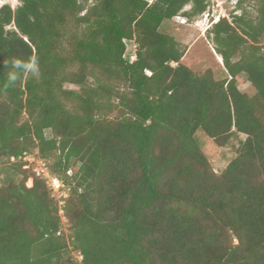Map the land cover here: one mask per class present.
<instances>
[{
  "label": "trees",
  "instance_id": "1",
  "mask_svg": "<svg viewBox=\"0 0 264 264\" xmlns=\"http://www.w3.org/2000/svg\"><path fill=\"white\" fill-rule=\"evenodd\" d=\"M251 1L255 18L209 32L219 80L182 64L183 46L160 32L207 0L0 7V264H75L73 252L77 264H264V0ZM32 57L38 75L23 66ZM199 131L220 146L246 135L222 173ZM33 151L68 186L63 207L25 168Z\"/></svg>",
  "mask_w": 264,
  "mask_h": 264
},
{
  "label": "rangeland",
  "instance_id": "2",
  "mask_svg": "<svg viewBox=\"0 0 264 264\" xmlns=\"http://www.w3.org/2000/svg\"><path fill=\"white\" fill-rule=\"evenodd\" d=\"M148 1L152 2L153 0ZM238 1L239 0H207V10L202 15L187 18L180 14L174 19L162 24L160 32L174 37L177 42L183 46V49H185V55L181 61L182 64L199 75L212 71L217 80L227 78L228 74L224 67L223 58L216 53L215 44L209 32L213 24L218 22L221 18H226L229 22H232L233 16L235 15L240 16L246 14L248 18L256 17L257 11L255 2L244 0L242 8H240L238 7ZM6 4L15 9L22 4V0H0V7ZM190 9L191 6H187L182 13ZM126 47V57H130L131 59V56L135 54L137 49L135 40L126 41ZM147 74L151 75L150 72H147ZM238 85L241 90H245L249 87L250 83H248L245 75H240L238 77ZM66 86L72 89H78L75 85L67 84ZM196 137L201 145L203 153L211 163L213 170L218 174L222 173L228 164L237 156L241 142L246 139V135L238 134L232 136L220 146L217 141L210 138L203 131H199ZM24 161L27 163L25 168H27L30 173L34 172L36 174V170L43 167L47 168L51 173V163L41 160L37 151H33L31 154L27 155ZM32 184L33 180L30 179L27 182V186H32ZM48 186L52 192V197L60 207H63L65 199L69 196L68 186L63 184L59 189H56L55 186L51 184H48ZM63 221V231L67 234L68 224L64 217ZM72 259L75 261L74 263L77 264L82 258L79 253L73 252Z\"/></svg>",
  "mask_w": 264,
  "mask_h": 264
},
{
  "label": "built area",
  "instance_id": "3",
  "mask_svg": "<svg viewBox=\"0 0 264 264\" xmlns=\"http://www.w3.org/2000/svg\"><path fill=\"white\" fill-rule=\"evenodd\" d=\"M135 60H136V55L134 54L131 56V62ZM36 172L38 176L45 179L49 185L50 184L54 185L56 189H59L61 188V186H63L62 181H60L57 177L52 176L51 173L47 170V168L43 167L40 168L39 170L37 169Z\"/></svg>",
  "mask_w": 264,
  "mask_h": 264
},
{
  "label": "clouds",
  "instance_id": "4",
  "mask_svg": "<svg viewBox=\"0 0 264 264\" xmlns=\"http://www.w3.org/2000/svg\"><path fill=\"white\" fill-rule=\"evenodd\" d=\"M16 66H20L21 65V61H14L13 62ZM26 69L32 71L35 74H39V67H38V62L37 59L35 57L30 58L29 62L24 63L23 65ZM17 76L16 75H10L9 76V82H15L17 80Z\"/></svg>",
  "mask_w": 264,
  "mask_h": 264
}]
</instances>
